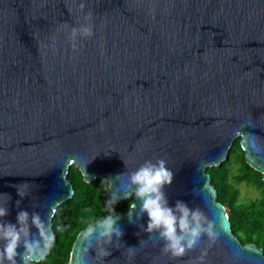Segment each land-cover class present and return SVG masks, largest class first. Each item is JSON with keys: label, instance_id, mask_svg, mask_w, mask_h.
Segmentation results:
<instances>
[{"label": "water", "instance_id": "water-1", "mask_svg": "<svg viewBox=\"0 0 264 264\" xmlns=\"http://www.w3.org/2000/svg\"><path fill=\"white\" fill-rule=\"evenodd\" d=\"M236 138L264 174V0H0V223L19 230L17 213L29 214L35 262L74 193L72 165L87 183L106 178L112 201L132 202L106 218L119 238L100 235L106 219L88 224L69 264H198L205 250V264H264L262 248L233 233L206 170L229 158ZM160 159L174 174L168 206L199 208L218 234L183 257L146 231L130 182ZM23 244L21 233L20 254Z\"/></svg>", "mask_w": 264, "mask_h": 264}, {"label": "trees", "instance_id": "trees-1", "mask_svg": "<svg viewBox=\"0 0 264 264\" xmlns=\"http://www.w3.org/2000/svg\"><path fill=\"white\" fill-rule=\"evenodd\" d=\"M234 164L235 173L232 172ZM206 170L217 190V200L227 211L233 233L243 243H254L264 252V174L245 162L239 138L232 143L229 158L222 165L207 167ZM66 176L73 184L74 193L57 207L52 218L53 246L46 257L35 264H69L74 240L83 228L98 219H106L114 212L126 211L132 202V198L112 201L108 181L104 177L87 183L72 165ZM240 183L253 186L259 195L241 200Z\"/></svg>", "mask_w": 264, "mask_h": 264}, {"label": "clouds", "instance_id": "clouds-1", "mask_svg": "<svg viewBox=\"0 0 264 264\" xmlns=\"http://www.w3.org/2000/svg\"><path fill=\"white\" fill-rule=\"evenodd\" d=\"M80 7L83 8V5ZM91 18L92 15L89 13L87 19ZM82 31L85 35H92L91 27H85ZM75 32L76 29H73V33ZM173 176V172L166 167V161L160 159L155 164L145 162L131 173L130 182L136 186L135 197L142 201L141 211L147 213L148 216L146 231L150 234L159 231L160 238L166 241L162 252L176 258L183 257L188 251L193 250L200 242L202 235L206 234L214 240L218 234L213 231L212 222H207L205 225V217L199 208L190 209L181 201L176 202L175 209L168 206L163 188L166 185H171ZM17 192L18 195H24L20 192L19 187ZM7 214V209L0 207V218ZM28 216L26 211L17 213V224L21 225L19 230L16 225L11 223H0V239L6 242L3 250L0 251V264H3L5 259L9 264H16L18 255L21 256L23 264H35V255L39 249L40 241L29 242L28 240ZM32 223L37 228L40 238L45 240V247H50L53 237L46 236L38 215L32 217ZM115 224L116 222L111 217L106 219L102 224L104 231L100 235L110 239L114 234L119 238L122 232L115 227ZM21 233L24 234V254L17 252L21 246ZM207 254L206 250L201 252L197 258L198 264H205Z\"/></svg>", "mask_w": 264, "mask_h": 264}, {"label": "rangeland", "instance_id": "rangeland-1", "mask_svg": "<svg viewBox=\"0 0 264 264\" xmlns=\"http://www.w3.org/2000/svg\"><path fill=\"white\" fill-rule=\"evenodd\" d=\"M232 172H236L235 164L233 165ZM238 188L240 190V199L248 200L249 198H255L259 195V191L256 190L253 186L247 185L245 183L238 184Z\"/></svg>", "mask_w": 264, "mask_h": 264}]
</instances>
